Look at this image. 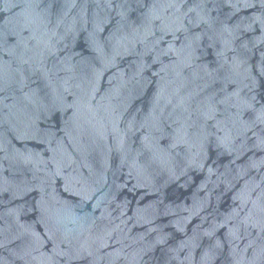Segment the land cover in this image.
<instances>
[{
    "label": "clouds",
    "instance_id": "9594fccd",
    "mask_svg": "<svg viewBox=\"0 0 264 264\" xmlns=\"http://www.w3.org/2000/svg\"><path fill=\"white\" fill-rule=\"evenodd\" d=\"M2 2L18 11L0 23V264H152L161 246L167 264H264V11L229 23L264 0H140V25L128 0H64L59 15L45 0ZM55 112L61 127H44ZM212 151L231 159L210 164ZM192 171L204 179L191 203L167 202ZM130 180L142 191L131 215L119 199Z\"/></svg>",
    "mask_w": 264,
    "mask_h": 264
},
{
    "label": "water",
    "instance_id": "95a60500",
    "mask_svg": "<svg viewBox=\"0 0 264 264\" xmlns=\"http://www.w3.org/2000/svg\"><path fill=\"white\" fill-rule=\"evenodd\" d=\"M84 0H81V3H83ZM121 2H123V0H121ZM197 2V0H188L189 4L195 3ZM222 2V0H221ZM51 3L52 4V11L54 14L59 15L62 13L63 9H64V0H45V6ZM144 3H151V0H144ZM131 7V10L129 11V15H128V22L133 24V25H140L143 23V13L145 12V8L141 6L140 0H128V3L125 5L126 8ZM3 7V2L2 0H0V8ZM187 7V5H186ZM209 7H212L211 4H209ZM18 11V8H13L11 12H5V11H0V23H2L5 19H7V17L9 15H13L15 14V12ZM91 11V9H90ZM232 11L230 8L228 7H222L219 12H213L212 15L216 16L217 14L221 17V18H226L227 14ZM260 11H264L262 9H260L259 7L255 8V9H250V10H246L243 11L241 13H238L236 16H233L231 20H229V23H235L236 21L240 20L241 16H250L252 12H260ZM114 15V14H113ZM116 23V19H113V26ZM194 32H199L201 31V29L197 28L193 30ZM260 34V28L257 25L256 26V30L255 33H245L244 34V39L247 40H251L253 38L254 35H259ZM7 41L8 43H14L15 42V37L12 36L11 34L8 35L7 37ZM243 41H237L238 44L242 43ZM203 45H204V49H206L207 51V56L203 55V52H201V56H202V60L206 61L208 63H210L213 67L216 66V57L214 54V49L211 47H208L209 45V40L207 38V36L204 38L203 41ZM79 48L84 49L86 47L85 43L83 42V39H81V42L78 45ZM217 47H219V45H217ZM260 50H257V54L255 56H253L251 63L253 64V71L255 72V74L257 76H259V73L256 72L255 69V65L257 63V61L259 60V55L258 52ZM39 87L43 88V81L40 80L39 81ZM217 87H219V85H217ZM259 96L260 99L262 101H264V78H261V87L259 90ZM259 106V105H258ZM246 118L247 119H252L254 118V113L252 112H248L246 113ZM53 123L55 125V128H60L61 127V115L59 112H55L52 116L51 121L48 122V124L44 125V127H52ZM138 139V138H137ZM250 143H252V141H250ZM252 153H248L247 156L244 157L243 160L240 161V163H245L248 160V156H251ZM257 156L261 155V153L257 152L256 153ZM211 156L212 159L209 160V163H213V161H215L216 163L220 164V165H224L225 163H227L231 158L228 156H223V157H219L218 158V153L215 151L211 152ZM117 161H118V156L117 155H113V168H116L117 165ZM190 175L192 177H194V183H190V186L188 188L187 191H185L183 188L179 187L176 184H173L171 187L167 188L166 190V200L167 202H171L173 205H177L179 204L181 201H185L187 200V203H191V200L188 199V197L190 196V194L193 192V190L196 188V186L204 179L203 174H198L195 171H192L190 173ZM119 180L120 181H124L125 177L124 175H119ZM188 178L185 177V181H187ZM134 184L135 181L134 180H130L128 182V187L125 188L119 195V199L121 200H130L131 204L129 206V214L131 215V209L132 207H134L136 205L137 199L140 195H142V191L141 190H130L134 188ZM34 196L37 194H33ZM200 195H203V193H201ZM2 199L4 200H8L9 196L8 194H4V196L2 197ZM155 199V197L153 196H148L145 197V199L143 201H141V204H145L147 203L149 200ZM18 203V202H17ZM7 207V205H0V210H3V208ZM163 207V206H162ZM230 207V196H227L224 198V201L220 204V208L219 211H228ZM88 208H91V205H88ZM213 208H215V203L213 204ZM213 209H209V211H212ZM25 219L31 220L33 219V217H25ZM171 218L170 217H163L161 218L158 223H160L161 225L164 224H168L169 220ZM199 222V218L193 220L192 224H190L188 226L189 228V232H191L193 226L195 224H197ZM0 223H2V221H0ZM145 229L142 228H137L134 229V232H139V231H144ZM166 232H170L172 233V238L169 240L168 245L169 246H175V244L177 243L178 240L182 239V235L179 232H176V230L174 228H172L171 226L167 227L164 229ZM224 234V230H221L220 233H218V235H220L221 237H223ZM211 241L205 239L204 240V245H208L210 244ZM152 256V264H167L168 258L170 253L168 252V246H161V247H157V249L155 250L154 253L150 254ZM222 260L226 261V253L224 254V256H222Z\"/></svg>",
    "mask_w": 264,
    "mask_h": 264
}]
</instances>
